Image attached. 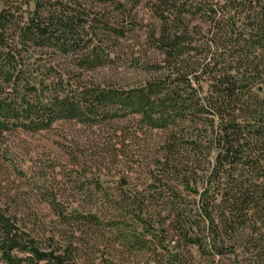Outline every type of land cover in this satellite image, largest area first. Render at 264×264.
Listing matches in <instances>:
<instances>
[{
  "label": "trees",
  "instance_id": "1",
  "mask_svg": "<svg viewBox=\"0 0 264 264\" xmlns=\"http://www.w3.org/2000/svg\"><path fill=\"white\" fill-rule=\"evenodd\" d=\"M142 1L0 0V144L10 132L49 131L59 121L97 125L111 113L109 106L115 108L114 118L138 116V124L164 134L149 177V188L160 199L148 196L156 203L166 197L160 203L164 215L160 210L146 213L150 201L141 191L127 201L106 199L117 205L114 212L119 213L120 205L121 211H131L137 227L170 228L185 244L204 245L213 255L240 250L249 264L260 262L264 0H147L155 22L146 41L160 59L152 64L153 76L122 93L87 86L84 72L109 61L101 45L93 44V29L103 23L93 9L107 5L125 14L128 6ZM196 17L208 27L206 38L192 37ZM101 25L118 38L131 30L107 21ZM43 51L63 58L71 68L64 71L42 60ZM187 193L197 197L195 218L177 196ZM99 213L81 215L72 209L69 214L74 221L98 226ZM58 218L67 220L61 212ZM75 252L72 241L55 235L40 238L0 209L4 264H70ZM180 261L174 254L167 259L168 264Z\"/></svg>",
  "mask_w": 264,
  "mask_h": 264
},
{
  "label": "rangeland",
  "instance_id": "2",
  "mask_svg": "<svg viewBox=\"0 0 264 264\" xmlns=\"http://www.w3.org/2000/svg\"><path fill=\"white\" fill-rule=\"evenodd\" d=\"M125 12L107 5L93 9L97 20L131 30L118 38L103 32V23L93 29V44L101 45L109 61L103 68L84 72L87 86L122 93L153 76L152 64L160 59L146 41V32L155 22L148 1L128 6ZM190 28L195 40L207 37L208 27L200 18ZM41 53L42 60L61 70L71 68L63 58H52L51 52ZM114 110L107 107L111 113L94 126L59 121L49 131L6 134L0 144V209L34 229L40 238L55 235L72 241L77 252L70 264H168L169 254L181 256L178 264H249L240 250L236 255L216 256L204 245L185 244L170 228L137 227L130 219L131 211H121L120 205L119 213L114 212L117 205L106 199L127 201L136 191L144 192L150 201L146 213L150 214L158 212L166 198L156 203L160 196L149 188L164 134L138 124V116L114 118ZM151 195L155 199L148 197ZM177 196L193 215L196 195ZM72 209L81 215L99 210V225L74 221L69 214ZM58 212L67 220L59 219ZM196 220L202 231L203 224ZM0 264L4 263L0 260ZM255 264H264V256Z\"/></svg>",
  "mask_w": 264,
  "mask_h": 264
}]
</instances>
